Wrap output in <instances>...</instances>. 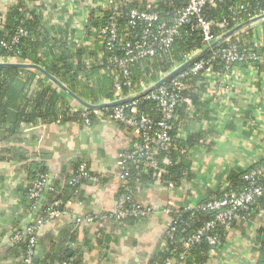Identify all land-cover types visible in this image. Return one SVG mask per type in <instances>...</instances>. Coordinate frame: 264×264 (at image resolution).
Segmentation results:
<instances>
[{
	"label": "crops",
	"instance_id": "obj_1",
	"mask_svg": "<svg viewBox=\"0 0 264 264\" xmlns=\"http://www.w3.org/2000/svg\"><path fill=\"white\" fill-rule=\"evenodd\" d=\"M159 1L176 7L174 0H0V12L21 2L28 15L33 12L40 16L44 34L73 52L83 47L82 58L88 68L99 67L101 75L115 78L109 59L101 51L104 43L99 37V26L114 8L120 10L124 4L137 3L152 9ZM236 35H250L261 59L251 64L237 63L227 72L224 69L205 72L196 100L188 98L178 106V138L183 144L178 154L185 155L188 174L178 186L165 185L160 180V169L153 172L155 182L135 185L131 191L135 200L153 209L145 218L118 221L113 216L124 185L121 175L125 152L141 140L136 128L116 122L112 112L101 109H94L91 122L39 120L14 127L17 112L11 107L8 123L0 128V264L23 263L24 254L13 245L12 236L27 224L37 222L52 183L60 186L70 183L82 162L89 163L88 174L92 172L89 175L96 180L89 179L81 185V199L56 201L58 208L57 205L55 208L61 214L37 229L35 259L41 261L49 255L66 253L75 264H159L156 257L166 249L165 228L170 219L164 213L165 208L172 204L181 209L221 193L229 185L230 174L250 170L264 157V19L233 36ZM35 74L29 95L39 88L41 79L45 86L50 82L43 73ZM23 82L24 73H20L9 91L12 102H17ZM54 87L59 89L63 106L69 107L71 113L88 108L55 83ZM85 101L99 104L115 100ZM38 166L48 173L50 185L42 209L34 216L41 197L31 200L28 190L36 180ZM151 166L157 169L156 164ZM263 229L264 214L259 212L230 228L216 253L200 260L192 256L190 261L258 264Z\"/></svg>",
	"mask_w": 264,
	"mask_h": 264
},
{
	"label": "trees",
	"instance_id": "obj_2",
	"mask_svg": "<svg viewBox=\"0 0 264 264\" xmlns=\"http://www.w3.org/2000/svg\"><path fill=\"white\" fill-rule=\"evenodd\" d=\"M174 2L176 3V7L174 8L169 6L167 2L159 1L152 9L157 11L159 15L164 18H172L176 15L177 10L187 4V0H174ZM240 5H244L246 10L237 11V7ZM134 8L141 10L147 9L137 3H127L120 8L122 15L118 21L120 32L123 35L125 32L129 31L126 25V13ZM235 10L236 13H234ZM261 13H264V0H222L214 4H208L205 8L206 17L214 22V36H218L224 31L233 28L238 23L246 21ZM0 17V58L6 61L10 59L12 62H29L39 65L85 100H90L91 98L92 102H97L100 98L115 100L118 97L119 91L114 88L115 78L122 79V74L118 68L112 65L115 78L108 77L105 74L101 75V73L98 72L99 67L94 66L88 68L86 62H84L82 58L85 52L83 47L75 49V52H73L70 48L57 44L55 39H51L48 35L43 33L44 29H42L40 16L33 12H30V15H28V11L21 2L11 5L5 12L1 11ZM107 18L108 14L105 16L99 29L106 25ZM223 22L226 24V27L219 26V24ZM19 26L27 29L28 35L22 37L19 43L11 48H7L5 45L1 44V42L10 43L13 34ZM133 31L135 34L140 33L141 26L136 25L132 32ZM237 39H239V45L242 51L248 52L254 50L260 52L251 40L252 37H250V35H236L233 36L230 41H236ZM226 42L228 41L223 42V44ZM203 45L200 29L197 27L194 20H190L182 27L180 35L176 37L175 42L168 51H159L153 58L143 59L130 66L132 85L131 87L122 86L120 93L123 96H127L129 92L156 81L158 77L164 73L170 72L175 65L182 62L195 50L201 49ZM101 51H103L104 58H107V60L112 54L122 55V52L118 50L110 53L105 47V44H102ZM89 53H92V51L89 50ZM46 56H50V59H46ZM208 56L209 53L203 57L207 58ZM223 69L224 63L221 60H215L212 63V70L216 71ZM36 72L40 71L32 67L20 68L13 65H0V128L5 127L6 123H8V111L11 107L15 108L17 112L16 122L13 124L14 127H19L21 124L35 123L39 120L52 122L75 119L79 120L81 123L94 120V109L92 108H86L84 112L75 111L71 113L69 107L63 106L62 101H64V99L60 95L59 89L54 87V82L46 77V75L45 78L50 81L48 86H45V81L41 79L39 81V88L29 95L28 92ZM205 72L206 70L204 69L196 75H188L178 80V84L174 85L180 88V92L184 97L196 100V95L204 84ZM20 73H24L23 86L17 102H12L9 97V91ZM79 73H81L83 77H81ZM83 78L84 81L81 80ZM172 83V80L166 82L167 85L171 86L173 85ZM130 104L131 102L123 104L126 106V112L129 115L132 114L129 107ZM115 107L116 106H109L101 110L105 113H111ZM136 110V115H147L155 121L160 119V111L155 101L140 98L137 101ZM178 111L179 107L176 109L175 117L171 121V128L169 130L171 141L168 149H158V145L155 141L151 143V147L156 150L154 158L157 169L150 168V165L145 164L144 161L140 163L124 161L122 172L127 174L126 178L128 184L121 187L120 193L125 192L135 200L131 192L135 185H148L155 182L157 178L153 175V172L160 169H162L160 180H162L165 185L178 186L181 184V181L185 178V174L188 173L184 161L185 155L183 157L178 154V148H182L183 146L180 141L181 139L178 138L179 127L176 119ZM87 167L89 168V163H87ZM41 173L48 174L42 166H38L36 179ZM247 173L248 170L234 171L229 175V185L226 189L221 193L219 192L205 198V200L221 197L227 192L241 191L248 185V181L245 179ZM89 174L92 175V172H89ZM88 180L89 178H85L77 184H70L68 182L63 186L52 183L44 209L54 205L56 201L64 203L66 200L77 201L81 199L80 187ZM259 184L264 185V180L259 181ZM56 207L58 208V205ZM43 211L41 215H43ZM259 212L264 214V194L254 200L249 219ZM211 218L212 213L208 211L182 212V217L177 223L175 236L180 237L189 235L201 228L205 222ZM227 231L228 230L224 228H218L216 230V233L220 235L222 244L226 238ZM262 234L263 237L258 244V250L260 251L258 264H264V229L261 232V236ZM27 239L28 238H24V241L13 244L20 249L22 255L27 246ZM209 249V244L206 240H203L196 244L188 254L194 256L195 260H200V258L204 256L206 258V256L210 254ZM173 250L175 252H173ZM182 250L183 247L180 244L167 242L166 249L161 252L158 258L156 257V261L159 264H165L167 260L177 258ZM71 258L72 256L69 257L66 253L61 255H49L37 264H75V260ZM190 262V260H185L183 264H192L193 261Z\"/></svg>",
	"mask_w": 264,
	"mask_h": 264
},
{
	"label": "built area",
	"instance_id": "obj_3",
	"mask_svg": "<svg viewBox=\"0 0 264 264\" xmlns=\"http://www.w3.org/2000/svg\"><path fill=\"white\" fill-rule=\"evenodd\" d=\"M218 1L222 0H187V4L177 10L176 15L172 18H164L157 11L149 8L144 10L137 8L131 9L126 13V25L129 31L125 32L124 35L120 32L118 21L122 13L120 10L114 8L108 15L106 25L99 29V37L103 40L105 47L110 53L117 50L122 52V55L112 54L109 57L110 65L118 68L122 74V79L115 78L114 81V88L119 91V95L115 100L133 95L155 83L152 82L148 85L141 86L129 92L127 96H123L120 93L122 86L131 87L132 85L130 66L143 59L153 58L159 51H168L175 42L176 37L180 35L182 27L190 20L196 22L197 27L202 33L203 47L209 46L217 39L218 36H214L213 34L214 22L206 17L205 8L208 4H214ZM110 2L112 5L114 4V1ZM237 8V11L246 10L244 5H240ZM234 13H236V10ZM136 25L141 26V31L138 34H135L134 31L132 32ZM219 26L226 27V24L223 22ZM27 35L28 30L19 26L13 34L10 43L1 42V44L7 48H11L19 43L22 37ZM222 44L212 49L207 58H200L192 66L171 79L173 82L172 86L166 83L161 84L147 95L141 97L156 102L160 111V119L157 121L147 115H136L138 99L131 101L129 106L132 112L131 115L126 112V106L123 104L116 106L112 110L116 122L136 128L141 137L140 142L135 143L129 151L125 152L124 161H132L133 163L144 161L147 165H155L154 156L156 150L151 147V143L155 141L158 149H168L171 141L169 133L171 121L175 117L178 106L188 100V98L181 94L180 88L176 86L178 80L188 75H196L204 69L206 72H213L212 63L215 60H221L224 63V72H227L237 63L251 64L261 59V55L257 51H242L239 45V39ZM189 57L187 56L184 61ZM0 61L12 62L10 59L7 61L0 59ZM262 160L256 167L248 170L245 176L248 185L239 192H227L221 197L200 200L181 209L174 207L172 204L165 208L164 213L170 218L165 228L166 241L175 244L178 243L183 247L182 252L179 253L177 258L169 259L165 264H183L185 260H191L192 256L188 253L196 244L203 240H206L209 244V253H216L222 246L220 235L216 233V230L218 228L229 230L235 223L249 220V214L254 200L264 194V185L259 184V181L264 180V157ZM126 177L127 174L122 173L121 178H123L124 185L128 184ZM85 178L96 180V178L90 177L88 174L87 163L82 162L73 174L70 184H77ZM47 184L48 175L44 173L39 174L34 184L28 190L29 198L37 201L43 195ZM57 204L55 202L54 205L44 209L43 215L38 218L35 224L17 231L12 236V243H20L24 241V238H28L22 264H34L37 229L46 221L53 220L61 214V211L55 208ZM195 211H208L212 213V218L205 222L201 228L189 235L175 236L177 223L182 217V212ZM152 212L153 209L149 205L140 203L127 193L122 192L119 194L113 216L118 221H124L130 218H145ZM77 221L80 222L81 219ZM173 252L175 251L173 250Z\"/></svg>",
	"mask_w": 264,
	"mask_h": 264
},
{
	"label": "water",
	"instance_id": "obj_4",
	"mask_svg": "<svg viewBox=\"0 0 264 264\" xmlns=\"http://www.w3.org/2000/svg\"><path fill=\"white\" fill-rule=\"evenodd\" d=\"M263 19H264V13L260 14V15H258L256 17L250 18L249 20H247V21H245V22H243V23H241V24L229 29L227 32H225L224 34L219 36L217 39H215L209 46L205 47L204 49H202L201 51H199L195 55H192L191 57L186 59L182 64H180L179 66L173 68L165 76L161 77L158 81H156L155 83H153L149 87H147V88H145V89H143L141 91H138L137 93H135L133 95H130L128 97H125V98H122V99H118V100H115V101H111V102L93 104V103H89V102L83 100L78 95H76L74 92H72L65 84L60 82L54 76L50 75L44 68H42L39 65L31 64V63H20V62H0V65H13V66L20 67V68H28V67L37 68L41 73L46 75L52 82H54L56 85H58L67 94L71 95L72 97H74L75 99L80 101L85 107L92 108V109H102V108L109 107V106H118V105H121V104H124V103H127V102H131L133 100L139 99V98L147 95L149 92H151L152 90L157 88L159 85L164 84L167 81L173 79L179 73H181L185 69H187L190 66H192L197 60L202 58L204 55L208 54L212 49H214L217 46H219L227 38L233 36L235 33H237L238 31L242 30L244 27H246L248 25H251V24L255 23L256 21L263 20ZM47 185H50V181L48 182ZM47 192H48V187H46V189L44 191V194L41 196V198L39 199V201L37 203V207H36V209L34 211V216L37 215L39 213V211L42 209V207H43V205L45 203V200H46ZM27 226H28V224L25 227H27ZM38 261H39L38 259H35L34 263L37 264Z\"/></svg>",
	"mask_w": 264,
	"mask_h": 264
}]
</instances>
